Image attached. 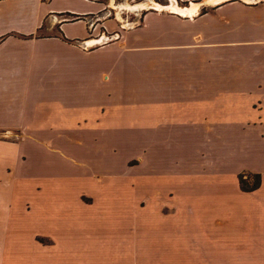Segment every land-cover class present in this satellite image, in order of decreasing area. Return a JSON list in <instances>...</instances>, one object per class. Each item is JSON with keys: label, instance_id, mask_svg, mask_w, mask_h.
Masks as SVG:
<instances>
[{"label": "crops", "instance_id": "0c3cea01", "mask_svg": "<svg viewBox=\"0 0 264 264\" xmlns=\"http://www.w3.org/2000/svg\"><path fill=\"white\" fill-rule=\"evenodd\" d=\"M180 1L0 0V264H264V1Z\"/></svg>", "mask_w": 264, "mask_h": 264}, {"label": "rangeland", "instance_id": "374dc122", "mask_svg": "<svg viewBox=\"0 0 264 264\" xmlns=\"http://www.w3.org/2000/svg\"><path fill=\"white\" fill-rule=\"evenodd\" d=\"M100 4H102L103 9L101 13H99L97 16L93 18H88L90 22L93 24L96 23L97 32L95 33V37H90V40L95 39H102V43L107 44L114 41H117L120 37V33H117V30H126L129 28H133L137 25H139L143 14L148 10H164L172 13L177 14H188L187 11L190 9L196 10L198 8V3L200 1H194L191 4L188 3H182L180 0H97ZM250 1H264V0H250ZM144 3L145 6L139 7L138 5ZM205 3L212 4L210 2H207L205 0ZM215 3V2H214ZM129 5V7L125 6ZM172 5L173 7H179L180 12L178 11H172ZM66 17L59 16L58 20H64ZM52 21H56V17L51 18ZM103 23H107L103 25ZM100 25V27H97ZM106 26H110L112 29H108ZM107 28V29H106ZM116 32L118 37H114L112 39L113 34ZM92 34V31H90V34ZM108 38V39H107ZM87 41V42H88ZM87 46L88 43L86 44ZM93 45L94 46H98ZM132 150H134V146L131 147ZM98 174H95L96 176ZM254 179L251 177H248L246 179L245 185L250 187L253 185ZM29 194H33V192H28ZM27 200H31L29 197Z\"/></svg>", "mask_w": 264, "mask_h": 264}, {"label": "trees", "instance_id": "16d2710c", "mask_svg": "<svg viewBox=\"0 0 264 264\" xmlns=\"http://www.w3.org/2000/svg\"><path fill=\"white\" fill-rule=\"evenodd\" d=\"M253 179H254L253 180L254 181L253 182V185H251L250 187H248V186L245 185L244 180L242 178H240L241 189L243 191H252V190L256 189L259 186V177L258 176H255Z\"/></svg>", "mask_w": 264, "mask_h": 264}, {"label": "bare ground", "instance_id": "6f19581e", "mask_svg": "<svg viewBox=\"0 0 264 264\" xmlns=\"http://www.w3.org/2000/svg\"><path fill=\"white\" fill-rule=\"evenodd\" d=\"M206 1H207V2H210V3H214V2L221 1V0H206ZM125 6H127V7L130 8L129 5H125ZM138 6H139V7H143V6H145V5H144V3H142V4L138 5ZM172 11H178V12H180V8H179V7H173V5H172ZM187 12H188V14H191L192 12H194V10L190 9V10L187 11ZM95 43H97V42H95ZM88 45H89V44H88ZM90 45H92V42H91Z\"/></svg>", "mask_w": 264, "mask_h": 264}, {"label": "built area", "instance_id": "2783aa9c", "mask_svg": "<svg viewBox=\"0 0 264 264\" xmlns=\"http://www.w3.org/2000/svg\"><path fill=\"white\" fill-rule=\"evenodd\" d=\"M118 33V32H117ZM114 37H118V35L116 34V32L113 34L112 39H114ZM108 39V38H107Z\"/></svg>", "mask_w": 264, "mask_h": 264}]
</instances>
